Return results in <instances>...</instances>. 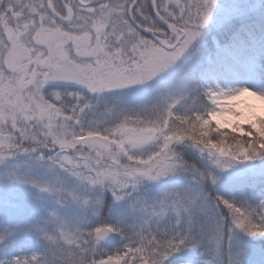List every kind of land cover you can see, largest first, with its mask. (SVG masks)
<instances>
[{"label":"snow or ice","instance_id":"6c2138e0","mask_svg":"<svg viewBox=\"0 0 264 264\" xmlns=\"http://www.w3.org/2000/svg\"><path fill=\"white\" fill-rule=\"evenodd\" d=\"M0 264H264V0H0Z\"/></svg>","mask_w":264,"mask_h":264}]
</instances>
